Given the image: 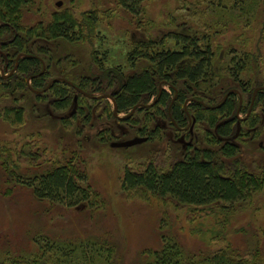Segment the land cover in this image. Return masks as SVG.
Returning a JSON list of instances; mask_svg holds the SVG:
<instances>
[{
  "label": "rangeland",
  "instance_id": "rangeland-1",
  "mask_svg": "<svg viewBox=\"0 0 264 264\" xmlns=\"http://www.w3.org/2000/svg\"><path fill=\"white\" fill-rule=\"evenodd\" d=\"M236 1L223 0L215 7L210 0H147L141 5L138 24V18L122 9L116 0H34L24 10L21 23L25 27L47 25L55 13L65 9L77 19L83 12L97 11L99 19L85 41L56 42L55 45L40 42L56 58L48 67L43 64L42 69L49 68L50 78L63 74L72 78H75L73 75L94 76L103 69L118 70L124 77L102 74L107 76L102 80L104 95L109 96L121 79L146 67L144 62L133 67L128 61L135 42H159L172 32L197 37L199 46H209L214 53V79L204 83L206 91L211 90L219 99L217 95H222L224 90L234 89L239 104L244 106L253 89L249 111L238 117L256 116L257 125L250 127L246 120L238 126L230 142L241 149L239 157L248 171L255 173L264 168V105L253 106L256 94L264 92V0H246L242 6ZM11 39V36H0V66L11 55L7 49ZM164 48L179 50L180 46L168 39ZM93 57L101 63L102 71ZM233 62L245 63L243 70L232 71ZM12 74L0 75L3 79L0 82V148L10 149L16 160L15 152L30 143L32 152L39 157L36 164L24 159L14 164L23 178L18 182L6 181L0 164V257L7 252L29 259L43 247L45 243L41 240L46 236L65 242L94 238L101 243H112L117 252L112 264H137L143 251L158 249L167 239L177 242L190 254L206 255L229 248L247 258L257 250L264 260V187L249 201L237 203L228 210L180 205L168 197L160 199L150 194L141 197L121 188L126 168L140 173L153 164L166 171L183 159L187 145L217 148L219 145L204 135L208 129L206 124L190 119L187 127L177 130L169 120L157 118L149 123L146 134L155 129L158 132L148 138L139 133L148 111L132 114L137 121L135 125L122 123L119 118L124 114L110 116L107 106L113 102L109 97L101 99L102 93L88 96V99L99 98L85 106L90 122L85 124L79 119L63 123L61 118L72 110H57L49 100L37 102L31 91H11L8 79ZM108 80L111 85L106 84ZM244 87L249 89L246 94L241 92ZM161 88L168 91V86ZM255 89L258 90L254 95ZM71 93L77 96L76 90ZM14 105L24 109L23 125L12 124L4 117L5 107ZM135 138L145 141L126 148L111 146ZM76 157L83 160L81 166L87 176L81 185L97 195L90 198L92 204L89 200L67 207L64 202L61 205L59 201L35 199L33 188L28 187L32 180L27 178L34 177L37 166L40 165V172L58 159L76 164ZM6 189L11 194L1 195ZM96 263L107 264L103 260Z\"/></svg>",
  "mask_w": 264,
  "mask_h": 264
},
{
  "label": "trees",
  "instance_id": "trees-1",
  "mask_svg": "<svg viewBox=\"0 0 264 264\" xmlns=\"http://www.w3.org/2000/svg\"><path fill=\"white\" fill-rule=\"evenodd\" d=\"M118 5L127 13L138 18L142 15V3L147 0H116ZM223 0H210L211 5L219 7ZM34 0H0V36H11L7 45L9 49L10 66L16 64V71L9 78L11 91H31L36 101L49 100L50 104L57 110L72 112L61 118L63 123H70L82 119L85 124L90 122V114L85 112L88 102L97 101L96 97L88 99V96L102 93L104 88L102 74L116 75L122 78L124 75L118 70H101L102 65L94 58L99 71L92 75H62L58 78L71 82L80 93L64 82H55L44 93L42 91L56 78H50L49 68L43 71V64L50 65L56 61L55 55L43 43L64 42L76 44L85 41L92 34L99 19L98 12L89 10L81 14L80 19L70 10H62L55 13L47 25L43 23L32 27L22 25V16L26 8L32 6ZM242 4L246 0H237ZM172 40L179 50L164 48L166 40ZM43 42V43H40ZM198 38L187 34L172 32L165 35L159 41H138L133 44L132 51L128 55L131 66L144 62L146 67L136 72L122 82L112 92L111 100L115 103L117 114H124L119 120L125 124H137L130 111L139 106L134 113L148 111L144 121V127L139 133L152 138L158 132L157 129L149 131L147 127L154 119H166L169 123L180 130L189 125V120L208 126L204 135L217 148L193 147L187 145L185 156L182 160L174 163L168 170L162 171L153 164H149L143 172H134L125 169L122 177V190L133 195L144 197L150 194L160 199L170 198L172 201L185 206L202 208L229 209L237 203L249 201L257 192L264 187V168L252 173L241 162L239 157L241 149L230 142L236 133L238 126L248 121L250 127L257 125V117L240 119L238 114L246 113L252 103L253 89L249 92L247 103L239 104V96L234 89L224 90L215 98L211 90L206 91L204 83H210L214 79L213 59L214 53L209 46H199ZM21 55L17 61L14 58ZM1 58V56H0ZM56 63V62H55ZM232 71L243 70L245 63L233 62ZM100 65V67H99ZM236 76L238 74H235ZM235 76V77H236ZM31 78L28 83V79ZM114 76V78H116ZM113 78V79H114ZM2 78L0 82L3 83ZM111 85L109 80L106 83ZM168 86V91L161 88ZM161 88V89H160ZM76 90L74 97L71 90ZM224 103L219 108H210L218 105L223 97L230 91ZM249 89L244 87L243 93ZM160 91V95H159ZM203 92V93H202ZM205 92V94H204ZM107 95V94H106ZM103 99V97H100ZM150 107H142L150 103ZM264 105V92H258L253 101V106ZM145 108V109H144ZM255 108V107H254ZM253 108V109H254ZM239 109V113L237 110ZM252 110V108H251ZM110 116H113V105L107 106ZM4 117L12 124L23 125L25 122L24 109L17 105L6 106ZM247 120V121H246ZM71 123V124H72ZM229 139V140H226ZM31 144L25 143L23 148L15 152L16 160H13L11 150L0 148V164L3 168L6 181L23 179L21 174L14 169L18 160L24 159L28 163H37L38 153H33ZM79 157V156H78ZM82 159L76 157V164L72 160L61 161L43 171H38L33 178L28 180L31 185L32 194L35 199L56 201L67 207L78 206L82 202H88L91 197H97L81 184L86 181V173L82 168ZM11 191L1 192V195L9 196ZM92 200H90V205ZM89 205V204H88ZM171 240V239H170ZM169 239L155 250H145L141 253L137 264H264L260 253L256 250L247 258L235 253L229 248L218 249L206 255L190 254L185 252L181 246ZM40 242V241H39ZM41 242L43 247L36 251L31 258L25 255L5 252L9 256L5 260L4 255L0 257V264H97L99 260L112 264L116 256V247L112 243L103 242L94 238L85 241H59L43 236ZM2 252H0L1 255ZM48 254V255H46Z\"/></svg>",
  "mask_w": 264,
  "mask_h": 264
},
{
  "label": "water",
  "instance_id": "water-1",
  "mask_svg": "<svg viewBox=\"0 0 264 264\" xmlns=\"http://www.w3.org/2000/svg\"><path fill=\"white\" fill-rule=\"evenodd\" d=\"M57 5L58 6H60L61 5V3L59 2V3H57ZM20 57H22L21 55H19L18 57H17V60L20 58ZM16 60V61H17ZM31 78H33V77H30L29 79H28V83L30 82V80H31ZM58 81H60V82H64V83H67L68 85H70L71 87H73V88H75L77 91H79L80 93H82V94H84V95H86L83 91H81V90H78L71 82H69V81H67V80H65V79H61V78H56V79H53L47 86H46V88L45 89H43L42 91H34V93H42V92H45V91H47L49 88H50V86H51V84H53V83H55V82H58ZM161 89V88H160ZM258 89H255V91H254V95H255V93H256V91H257ZM232 92H234L233 90H230L224 97H223V99L221 100V102L218 104V105H216V106H214V107H210V108H219L223 103H224V101H225V99L227 98V96L230 94V93H232ZM159 95H160V91H159ZM103 97H109V98H111L110 96H108V95H103ZM240 103H241V99H240ZM150 105H144V106H142V107H149ZM139 106H135L131 111H130V113H129V115H132L133 113H134V111L138 108ZM237 113H239V109L237 110ZM249 113V112H248ZM113 115L114 116H118V114H117V108H116V105H115V103L113 102ZM226 140H229V139H226ZM145 141V139L144 138H135V139H133V140H129V141H125V142H120V143H112L111 144V146L112 147H119V148H126V147H130V146H133V145H136V144H139V143H141V142H144Z\"/></svg>",
  "mask_w": 264,
  "mask_h": 264
},
{
  "label": "flooded vegetation",
  "instance_id": "flooded-vegetation-1",
  "mask_svg": "<svg viewBox=\"0 0 264 264\" xmlns=\"http://www.w3.org/2000/svg\"><path fill=\"white\" fill-rule=\"evenodd\" d=\"M0 54H1V51H0ZM5 59H6V61H5V63H4V65L3 66H0V72H1V74L0 75H11V72H13V74L15 73V69H16V64L14 65V66H10V58L7 56V57H5ZM14 60H17V57L16 58H14ZM12 74V75H13Z\"/></svg>",
  "mask_w": 264,
  "mask_h": 264
}]
</instances>
